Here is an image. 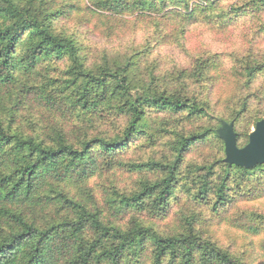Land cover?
Masks as SVG:
<instances>
[{
	"label": "trees",
	"instance_id": "trees-1",
	"mask_svg": "<svg viewBox=\"0 0 264 264\" xmlns=\"http://www.w3.org/2000/svg\"><path fill=\"white\" fill-rule=\"evenodd\" d=\"M263 119L264 0H0V264H264Z\"/></svg>",
	"mask_w": 264,
	"mask_h": 264
},
{
	"label": "water",
	"instance_id": "water-1",
	"mask_svg": "<svg viewBox=\"0 0 264 264\" xmlns=\"http://www.w3.org/2000/svg\"><path fill=\"white\" fill-rule=\"evenodd\" d=\"M217 134L224 143V161L227 164L248 169L264 164V119L255 124L242 148L236 146L233 123H223Z\"/></svg>",
	"mask_w": 264,
	"mask_h": 264
},
{
	"label": "rangeland",
	"instance_id": "rangeland-1",
	"mask_svg": "<svg viewBox=\"0 0 264 264\" xmlns=\"http://www.w3.org/2000/svg\"><path fill=\"white\" fill-rule=\"evenodd\" d=\"M131 32H134V31L131 30ZM122 34H125V38H126V35H127V38H129V36L131 37V34L130 33H122ZM141 34L142 33L136 34V37L135 38L136 39L137 38H141L142 37ZM188 36H189L188 37V44H187V46H188V53L193 52V51H196V50L202 48V46L207 42V40L204 39L205 37L211 38L209 34H204L203 35V34H201L200 31H196V32L194 31L192 34H190ZM92 39L94 40V42H97L98 41V43L99 42L101 43L100 39L98 37H96L95 35H94V37H92ZM115 45H116V42H115V39H114V40H111L108 43L107 46L108 47H114ZM212 46H215V45L213 44ZM183 58L185 60V62H184L183 65H185V64L188 63V59H187V57H183ZM252 129H251V131H252ZM218 235H219V232H218Z\"/></svg>",
	"mask_w": 264,
	"mask_h": 264
}]
</instances>
